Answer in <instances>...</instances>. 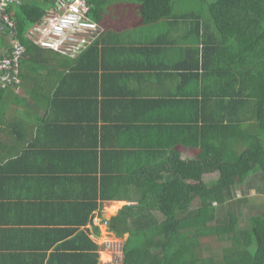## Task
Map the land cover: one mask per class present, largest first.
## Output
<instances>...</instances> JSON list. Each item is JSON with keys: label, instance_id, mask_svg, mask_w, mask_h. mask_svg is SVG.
Returning <instances> with one entry per match:
<instances>
[{"label": "crops", "instance_id": "1", "mask_svg": "<svg viewBox=\"0 0 264 264\" xmlns=\"http://www.w3.org/2000/svg\"><path fill=\"white\" fill-rule=\"evenodd\" d=\"M188 10L176 6L174 15ZM99 24L89 50L20 66L21 83L0 87V264H122L130 233L115 224L118 234L109 222L123 206L136 207L138 191L110 177L139 175L141 151L154 158L157 142L174 143L171 153L181 159L195 156L183 145L197 85L187 77L188 22L144 25L139 5L118 0ZM10 47V35L0 33V55ZM110 188L123 200L103 199ZM217 212L244 216L240 230L264 223V167L230 188ZM114 242L120 257L108 247ZM202 242V255L220 263V238ZM150 246L139 264H152Z\"/></svg>", "mask_w": 264, "mask_h": 264}, {"label": "trees", "instance_id": "2", "mask_svg": "<svg viewBox=\"0 0 264 264\" xmlns=\"http://www.w3.org/2000/svg\"><path fill=\"white\" fill-rule=\"evenodd\" d=\"M86 1L89 16L98 23L118 2ZM120 1L139 5L144 25L163 18L188 22L183 40L188 37L193 64L187 77L197 84L189 99L188 140L183 143L195 156L181 159L171 153L174 143L157 142L154 158L141 151L139 175L110 177L117 187L138 191L136 207L123 206L109 222L118 234L115 224L130 233L122 264L143 263L148 241L152 264H264V223L240 230L237 215L221 217L217 212L230 188L264 167V0H213L201 9L196 3L188 6L185 17L174 15L175 0ZM55 5V0H21L7 8L14 28L4 33L24 46L21 67H44V58L56 53L29 37V30ZM214 174L215 179L207 177ZM101 197L123 200L111 188ZM134 233H139L137 242ZM212 235L236 248L223 253L220 263L211 253L202 255L207 249L202 240Z\"/></svg>", "mask_w": 264, "mask_h": 264}, {"label": "built area", "instance_id": "3", "mask_svg": "<svg viewBox=\"0 0 264 264\" xmlns=\"http://www.w3.org/2000/svg\"><path fill=\"white\" fill-rule=\"evenodd\" d=\"M43 20L29 30V37L41 48L68 56L82 54L102 33V26L90 16V6L86 0H55ZM21 0H0V33L14 28L7 8L19 5ZM25 52L24 46L11 38L8 54L0 55V87L15 83L19 85L20 60ZM13 85V86H15ZM109 249L120 257L122 245L109 243Z\"/></svg>", "mask_w": 264, "mask_h": 264}, {"label": "rangeland", "instance_id": "4", "mask_svg": "<svg viewBox=\"0 0 264 264\" xmlns=\"http://www.w3.org/2000/svg\"><path fill=\"white\" fill-rule=\"evenodd\" d=\"M201 0H175V4H178V8L180 7V5H183V6H186L188 9H189V7L188 6H192V5H195L196 3H198V2H200ZM211 1H213V0H211ZM211 1H209V0H202V3H207V2H211ZM216 174H214L213 176H207L209 179H215L216 178ZM237 199V198H236ZM236 199H234L233 198V200H231V202L233 201V204H231V207H232V209H235V205H237L236 204ZM198 204V202L196 201L194 204H193V206H195V205H197ZM228 204H229V202L228 203H226V204H224V206H223V209H222V211L224 212H227V210H228ZM223 212H221V213H223ZM220 212H219V214H221ZM182 214H180V216H181ZM238 220L240 221V223H242L243 221L242 220H244V216H243V219H242V216H239V218H238ZM222 243V246H224L225 244L223 243V242H221ZM221 243H220V245H219V248H216V249H219V251H220V254L221 253H227L226 252V250L224 251V252H222V249L223 248H221L222 246H221ZM252 251V250H251ZM221 255H219V257H220ZM221 260V259H220ZM220 262H222V261H220Z\"/></svg>", "mask_w": 264, "mask_h": 264}, {"label": "bare ground", "instance_id": "5", "mask_svg": "<svg viewBox=\"0 0 264 264\" xmlns=\"http://www.w3.org/2000/svg\"><path fill=\"white\" fill-rule=\"evenodd\" d=\"M13 84H15V83H13ZM13 84H10V85H13ZM10 85H7V86H10ZM7 86H6V87H7ZM119 205H120V204H119Z\"/></svg>", "mask_w": 264, "mask_h": 264}]
</instances>
